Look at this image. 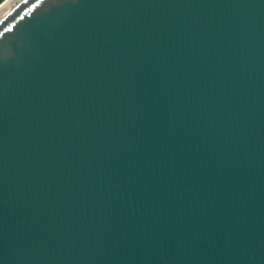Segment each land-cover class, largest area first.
Segmentation results:
<instances>
[{
  "label": "water",
  "instance_id": "1",
  "mask_svg": "<svg viewBox=\"0 0 264 264\" xmlns=\"http://www.w3.org/2000/svg\"><path fill=\"white\" fill-rule=\"evenodd\" d=\"M0 264H264V0L0 8Z\"/></svg>",
  "mask_w": 264,
  "mask_h": 264
},
{
  "label": "bare ground",
  "instance_id": "2",
  "mask_svg": "<svg viewBox=\"0 0 264 264\" xmlns=\"http://www.w3.org/2000/svg\"><path fill=\"white\" fill-rule=\"evenodd\" d=\"M9 0H7L5 3H3V5H1V7L0 8H2L7 2H8Z\"/></svg>",
  "mask_w": 264,
  "mask_h": 264
},
{
  "label": "trees",
  "instance_id": "3",
  "mask_svg": "<svg viewBox=\"0 0 264 264\" xmlns=\"http://www.w3.org/2000/svg\"><path fill=\"white\" fill-rule=\"evenodd\" d=\"M2 0H0V2H1Z\"/></svg>",
  "mask_w": 264,
  "mask_h": 264
},
{
  "label": "rangeland",
  "instance_id": "4",
  "mask_svg": "<svg viewBox=\"0 0 264 264\" xmlns=\"http://www.w3.org/2000/svg\"><path fill=\"white\" fill-rule=\"evenodd\" d=\"M3 1V0H2Z\"/></svg>",
  "mask_w": 264,
  "mask_h": 264
}]
</instances>
